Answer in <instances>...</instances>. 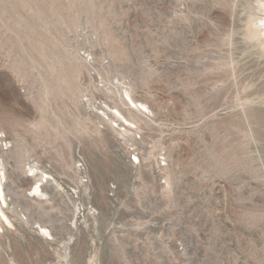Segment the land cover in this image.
Segmentation results:
<instances>
[{
	"label": "rangeland",
	"instance_id": "rangeland-1",
	"mask_svg": "<svg viewBox=\"0 0 264 264\" xmlns=\"http://www.w3.org/2000/svg\"><path fill=\"white\" fill-rule=\"evenodd\" d=\"M259 2L0 0V264H264Z\"/></svg>",
	"mask_w": 264,
	"mask_h": 264
},
{
	"label": "bare ground",
	"instance_id": "bare-ground-1",
	"mask_svg": "<svg viewBox=\"0 0 264 264\" xmlns=\"http://www.w3.org/2000/svg\"><path fill=\"white\" fill-rule=\"evenodd\" d=\"M259 4V9H261L262 11H264V0H260ZM255 20H263L264 21V16H262L261 18L259 17H255ZM262 26V25H261ZM261 31H249L248 35H250L251 38H258L261 34ZM126 96L128 97V99L131 101V105L129 107V111L133 112L135 111V109H137V112L139 113H144V111L142 110H147L148 108L146 107L147 105L143 104V103H137L133 97H130V95L128 93H126ZM128 99L123 98V104L124 102L127 103ZM119 107V106H117ZM112 110V109H111ZM114 112V118L113 121L117 122L121 119L122 121H124L123 123L118 125H123L125 126V124H127L128 126H130L131 128H128L127 126H125L124 131L125 133L131 132L132 128L137 126L138 127V121L140 119V117L135 113L136 116L133 115L132 120H129L124 114L123 112L120 111V109L116 108L115 110L112 111V113ZM103 113H105L106 115H110L109 113H107L106 111H103ZM145 116V115H144ZM120 134H125L122 131H119ZM41 179L37 180V182L35 183V192L36 194H44V189L41 187ZM33 197H36L35 195H33ZM7 204V199H6V191L3 187V178H2V174H1V169H0V227H1V220H9V218H7L6 213L4 212V205ZM39 228L41 229V231H43L46 235H51V231L48 230L47 227H44L43 225H39Z\"/></svg>",
	"mask_w": 264,
	"mask_h": 264
}]
</instances>
